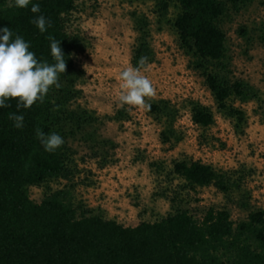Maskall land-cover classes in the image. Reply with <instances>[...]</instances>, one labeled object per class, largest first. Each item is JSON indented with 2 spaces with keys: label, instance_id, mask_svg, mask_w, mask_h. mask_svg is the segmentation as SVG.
Wrapping results in <instances>:
<instances>
[{
  "label": "rangeland",
  "instance_id": "374dc122",
  "mask_svg": "<svg viewBox=\"0 0 264 264\" xmlns=\"http://www.w3.org/2000/svg\"><path fill=\"white\" fill-rule=\"evenodd\" d=\"M158 1L83 4L74 28L77 44L72 48L69 83L73 97L67 107L83 121L71 122L66 129L73 133L64 139L71 175L29 187L34 203L65 190L78 214L89 210L131 228L179 210L197 220L209 209L225 210L234 224L264 210V0H251L238 12L229 10L219 24L227 52L225 68L214 70L231 83L245 84L252 93L247 100L230 101L244 113L242 122L218 111L193 57L180 46L172 24L177 8L171 4L160 19ZM140 21L146 23V41L153 54L142 71L156 93L146 98V104L164 102L170 110L159 116L150 114L148 107L118 102L120 72L135 67L134 55L142 40ZM197 104L213 114L212 127L192 122L191 110ZM164 133L169 142L162 141ZM177 162L211 166L233 187L226 194L212 186L189 189L173 173ZM174 195L178 199L173 203Z\"/></svg>",
  "mask_w": 264,
  "mask_h": 264
},
{
  "label": "trees",
  "instance_id": "16d2710c",
  "mask_svg": "<svg viewBox=\"0 0 264 264\" xmlns=\"http://www.w3.org/2000/svg\"><path fill=\"white\" fill-rule=\"evenodd\" d=\"M99 1L33 0L41 9L34 14L31 5L21 9L12 6V0H0V28L9 27L14 36H22L36 57L49 63L53 61L47 37H55L61 40L66 59L61 86L51 87L43 102L18 112L17 100L11 99L8 107L0 108V264H264V210L251 212L237 224L225 210L209 209L202 220L179 210L131 228L89 210L78 214L65 190L46 196L39 204L29 198V187L71 175L66 144L49 153L36 131L59 133L65 139L73 133L66 129L68 125L83 121L67 108L73 97L69 83L74 70L72 48L77 44L74 28L83 4ZM250 1L159 0L156 5L160 19L167 16L171 4L177 8L172 24L180 46L193 57L194 68L202 73L218 111L239 122L244 113L230 101L249 99L251 89L240 81L229 82L214 69L225 68L226 37L220 22L229 10L238 12ZM38 15L51 21L45 33L32 23ZM138 29L142 40L134 55L135 66L141 57H148L149 63L153 57L146 41V23L140 21ZM148 111L159 116L170 110L160 102L150 104ZM12 113L24 116L22 129L13 126ZM191 120L204 129L215 124L211 111L199 104L193 106ZM162 141H170L166 133ZM173 173L192 190L212 186L226 194L233 187L225 174L200 162H177ZM176 199L174 195L171 202Z\"/></svg>",
  "mask_w": 264,
  "mask_h": 264
},
{
  "label": "clouds",
  "instance_id": "9594fccd",
  "mask_svg": "<svg viewBox=\"0 0 264 264\" xmlns=\"http://www.w3.org/2000/svg\"><path fill=\"white\" fill-rule=\"evenodd\" d=\"M31 12L40 13L39 3L33 0H12L16 8H28ZM32 23L41 33L47 32L51 21L44 15L36 16ZM52 63L40 60L35 52L30 50V42L22 36L15 35L9 27L0 28V108L8 107L11 99L17 100V111L28 109L36 102H43L51 87L59 88L60 74L66 72V59L61 48V40L48 36ZM149 63L148 57L139 59L137 66H128L120 72L121 91L118 94L120 105L149 107L146 98L155 96L152 81L144 74ZM144 70V71H142ZM13 126L24 127V116L17 113L9 115ZM37 138L45 151L52 153L64 144V138L59 133L46 134L37 129Z\"/></svg>",
  "mask_w": 264,
  "mask_h": 264
}]
</instances>
